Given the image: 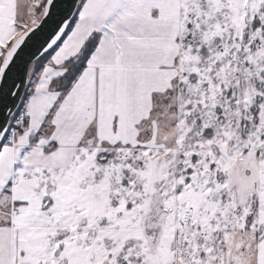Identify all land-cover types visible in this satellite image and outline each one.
<instances>
[{"label": "snow or ice", "instance_id": "obj_1", "mask_svg": "<svg viewBox=\"0 0 264 264\" xmlns=\"http://www.w3.org/2000/svg\"><path fill=\"white\" fill-rule=\"evenodd\" d=\"M0 264H264V0H0Z\"/></svg>", "mask_w": 264, "mask_h": 264}]
</instances>
